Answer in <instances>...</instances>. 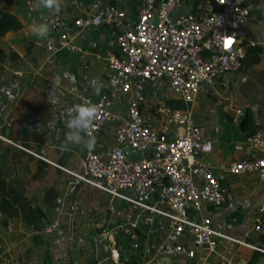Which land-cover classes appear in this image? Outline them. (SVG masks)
<instances>
[{"label":"crops","instance_id":"crops-1","mask_svg":"<svg viewBox=\"0 0 264 264\" xmlns=\"http://www.w3.org/2000/svg\"><path fill=\"white\" fill-rule=\"evenodd\" d=\"M140 3L134 0L131 11L128 0H0V264H219L223 258L229 264H264L257 249H264V237L253 230L264 218V178L222 173L231 162L264 157V147L250 150L246 144L248 135L264 129V0H244L250 44L239 71L202 86L190 103L171 91L167 79L144 82L141 91L132 92L149 127L163 129L156 113L162 103L188 112L212 141L203 162L217 178L224 201L218 208L205 205L203 214L214 229L242 243L220 239L206 261L204 253L158 256L164 217L76 183L62 170L81 173L88 152L107 158L129 120L130 95L121 92L129 78L106 66L107 54L119 52L118 29L111 24L84 29L64 50L51 53L45 44L56 42L75 17L104 18L111 6L124 12V25L132 28ZM55 21L58 29L51 28ZM103 96L112 101L117 119L86 139L78 107ZM158 193L155 187L134 185L123 195L163 210ZM108 211L100 236L95 229L103 226Z\"/></svg>","mask_w":264,"mask_h":264},{"label":"built area","instance_id":"built-area-1","mask_svg":"<svg viewBox=\"0 0 264 264\" xmlns=\"http://www.w3.org/2000/svg\"><path fill=\"white\" fill-rule=\"evenodd\" d=\"M189 1L141 0L132 28L125 27L124 12L116 6L109 7L104 18L77 16L69 30L60 33L56 42L47 41L45 48L51 53L67 49L81 31L103 23L118 29L119 52L107 54L106 66L129 78L121 87L123 94L130 95L127 101L129 120L118 130L116 144L106 159L88 152L81 173L62 170L76 183L89 185L124 199L134 208L164 217L166 233L156 249L158 256L194 258L204 253L206 261L215 253L220 239L242 243L214 229L211 218L203 214L205 205L218 208L224 201L217 178L203 162V157L212 151V141L204 138L188 112L173 110L162 103L157 106L156 113L163 129L149 127L132 94L141 91L144 82L167 79L171 91L190 103L201 90L202 82L211 85L219 76L242 68L245 49L250 44L246 33L249 11L244 0H194L191 12L172 21L171 12ZM59 27L58 21L51 25L52 29ZM77 114L86 139H92L106 123L117 119L112 101L105 96L95 102L82 101ZM181 128L183 132L179 137ZM246 144L250 150L262 149L264 129L248 135ZM125 148L139 153L151 150L152 156L132 160ZM222 171L223 174L247 173L264 178V157L234 161ZM134 185L157 188L163 210L123 195ZM253 230L264 237V218L255 221ZM109 237L104 234V239ZM257 249L264 254V249ZM112 258L117 260L118 255L112 253ZM219 264H229V261L223 258Z\"/></svg>","mask_w":264,"mask_h":264},{"label":"water","instance_id":"water-1","mask_svg":"<svg viewBox=\"0 0 264 264\" xmlns=\"http://www.w3.org/2000/svg\"><path fill=\"white\" fill-rule=\"evenodd\" d=\"M129 2V8L131 11H134V0H128ZM194 4V0H190L187 4H182L180 6H177L172 12H171V20L172 21H176L178 16L179 15H187L189 12H191L192 10V6ZM201 85L203 87H207L208 85L204 82L201 83ZM182 132H183V129H179V132H178V136L181 137L182 136ZM126 155L131 158L132 160H136V161H140L144 158H147V157H151L152 154L149 156L147 155L146 153H139L137 151H134V150H131V149H124ZM110 212L108 211L107 212V216L105 217V222L103 224L102 227L98 228V229H95V232L98 234V235H102L103 233H105V230H106V227L108 225V214Z\"/></svg>","mask_w":264,"mask_h":264},{"label":"rangeland","instance_id":"rangeland-1","mask_svg":"<svg viewBox=\"0 0 264 264\" xmlns=\"http://www.w3.org/2000/svg\"><path fill=\"white\" fill-rule=\"evenodd\" d=\"M254 175H256V174H254ZM257 176V175H256ZM224 193V192H223Z\"/></svg>","mask_w":264,"mask_h":264}]
</instances>
